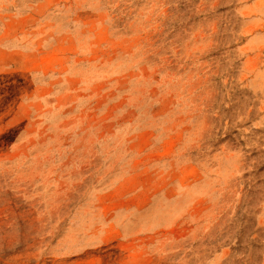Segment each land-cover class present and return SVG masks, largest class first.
I'll use <instances>...</instances> for the list:
<instances>
[{
    "label": "rangeland",
    "instance_id": "rangeland-1",
    "mask_svg": "<svg viewBox=\"0 0 264 264\" xmlns=\"http://www.w3.org/2000/svg\"><path fill=\"white\" fill-rule=\"evenodd\" d=\"M0 264H264V0H0Z\"/></svg>",
    "mask_w": 264,
    "mask_h": 264
}]
</instances>
